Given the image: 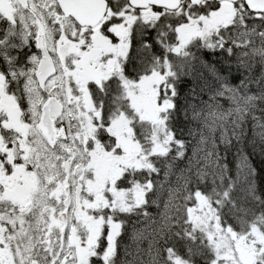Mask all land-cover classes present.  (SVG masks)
Here are the masks:
<instances>
[{
  "label": "snow or ice",
  "instance_id": "obj_1",
  "mask_svg": "<svg viewBox=\"0 0 264 264\" xmlns=\"http://www.w3.org/2000/svg\"><path fill=\"white\" fill-rule=\"evenodd\" d=\"M241 141L264 0H0V264H264Z\"/></svg>",
  "mask_w": 264,
  "mask_h": 264
},
{
  "label": "trees",
  "instance_id": "obj_2",
  "mask_svg": "<svg viewBox=\"0 0 264 264\" xmlns=\"http://www.w3.org/2000/svg\"><path fill=\"white\" fill-rule=\"evenodd\" d=\"M245 151L248 152L251 157V164L249 166L255 165L257 170L264 168V157H262L259 153H253L251 148L248 146L247 141H241L238 144H235L231 150V157L235 158L238 154H243ZM127 241V236H125V242ZM125 246L122 243L121 248L123 249Z\"/></svg>",
  "mask_w": 264,
  "mask_h": 264
}]
</instances>
